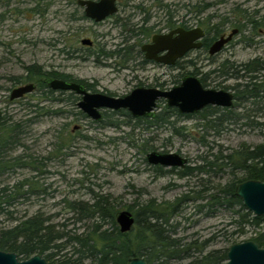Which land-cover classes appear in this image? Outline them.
Segmentation results:
<instances>
[{"label":"rangeland","instance_id":"rangeland-1","mask_svg":"<svg viewBox=\"0 0 264 264\" xmlns=\"http://www.w3.org/2000/svg\"><path fill=\"white\" fill-rule=\"evenodd\" d=\"M119 4V17H129L130 24L148 17L144 28L152 27L150 35L132 38L121 45L131 47L124 59L96 60L94 55L85 56L80 39L93 41L94 51L98 48L106 52L116 50L127 35L121 34L113 18L99 24L75 21L71 16L76 8L72 0H0V117L6 116L23 125L18 143L10 154L24 156L25 162V167L5 174L1 181L9 186L23 180L30 182L23 189L30 194L17 199L7 209L12 215H0V228L11 226L13 219L39 213L60 232H82L90 227L91 221L77 222L78 209H71V203L90 204L96 196H108L117 213H133L144 202L172 201L194 187L196 179L181 178L178 171L163 169L162 174H157L147 163L146 154L138 150L144 139L150 140L156 152L180 154L187 159L186 166L189 167L198 165L199 156L206 154L202 142L214 146L212 152L219 146L223 153L264 145V128L236 124L214 135L198 126L201 121L196 117L178 121L172 127L140 132L126 126L96 125L92 120L78 116V100L74 101V106L66 103L51 107L50 110L61 109V115H45L26 104L37 103V90L22 99L9 101L13 88L28 83L16 85L13 78L25 76L24 68L32 65L44 71L68 74L92 86L95 92L112 97H123L137 87L169 90L179 85L182 77L194 71V67L187 66L186 62L195 57L182 59L179 67L173 70L139 65L142 59L138 54L140 46L150 41L154 30L166 27L169 15L172 21L188 22L191 26L216 25L227 32L234 28L230 27L232 24L241 27L235 46L207 67L206 72L226 58L235 64L257 58L264 62V0H120ZM136 5H141L144 11L131 8ZM81 12L78 9L75 17ZM79 35L78 44L73 47L80 51V57L73 54L74 58L68 59L60 50H67ZM233 83L212 75L206 80V88L224 90ZM46 104L49 103H41L39 107H47ZM164 106V100L158 101L154 112ZM106 112L105 121L121 122L125 118ZM255 120L264 122V118ZM226 180L224 177L221 182ZM183 217L189 220L184 221ZM177 221L181 222L179 236L200 242L215 235L210 248L227 246L224 234L232 230L227 226L228 213L218 211L212 217H201L192 216V210L187 209ZM253 233L249 229L238 240H247Z\"/></svg>","mask_w":264,"mask_h":264},{"label":"trees","instance_id":"trees-1","mask_svg":"<svg viewBox=\"0 0 264 264\" xmlns=\"http://www.w3.org/2000/svg\"><path fill=\"white\" fill-rule=\"evenodd\" d=\"M131 8L144 11L141 5ZM77 14L78 9L75 8L71 15L75 21L85 19L83 14L75 17ZM168 17L171 19L170 15ZM110 18H113L114 25L121 29V34L127 35L123 36L124 43L116 46V50L111 52H106L102 48L94 51V46L92 49L85 48V52L87 51L85 56L94 55L96 60L114 57L124 59L131 47H120L121 45H125L132 38L150 35L152 27L144 28L149 21L148 17L141 18L139 23L130 24V18H120L117 11ZM169 18L166 20L167 25L170 24ZM208 27L211 33L215 34L218 31L216 25ZM80 36L74 38L75 43L68 46L67 50H60L68 59L74 58L73 54L78 51L73 46L78 44ZM194 60H188L186 64L194 67L190 75L196 77L199 73L195 69ZM179 65L180 63L177 67ZM213 74L217 78L225 77V80L234 81L228 88L234 91L235 102L232 108L208 106L194 115H181L176 109L164 106L159 112H155L152 118H132L124 110L118 113L111 112V116H124L121 122L105 121L107 113L104 112L103 124L112 127L126 126L131 127L132 131L137 129L143 132L153 128L172 127L178 121L198 117L201 121L198 126L206 132H213L214 135L236 124L264 128V122L255 120L264 118V62L258 58L241 64L224 62L217 70L210 71L206 76ZM24 75L22 78H13V83L16 85L33 83L39 97L36 104L30 102L26 104L45 115H61L63 113L61 109L50 110L51 107L66 103H72L74 106L76 100L72 97H55L54 92L45 84V79L84 83L68 74L44 71L35 65L25 67ZM199 80L206 88L205 78L200 77ZM89 87L92 89V86ZM44 102L49 103L46 104L47 107H39V104ZM78 116L85 118L80 111ZM22 128L21 123L12 122L6 116L0 117V215L5 213L11 216L12 212H8L7 209L17 199L30 194V191L23 190L29 185L28 180L16 182L11 186L1 181L5 174L25 167L22 160L24 156L10 154L14 145L18 143L17 137L22 133ZM174 131L179 133L178 130ZM149 142L150 140L144 139L138 150L145 154L155 151ZM202 146L205 147L206 154L199 156L198 165L186 166L182 170L171 169L172 172L178 171L177 175L181 178H195L194 187L172 201L157 203L149 200L138 205L132 213L135 220L129 232L120 233L115 222L117 210L111 199L108 196H96L90 204H70L71 209H78L77 222L91 221L90 227L86 230L60 232L39 213L21 219L10 217L14 221L13 224L0 228V250L16 254L19 261L27 260L34 255L43 256L48 264H127L131 258H143L147 264H226L228 248L233 244L252 241L263 248L264 216H254L247 211L236 196L235 188L248 180L264 182V145L242 148L230 153H223L219 146L216 152H212L214 146L206 142H202ZM152 169L157 174L164 171V168L158 166H152ZM224 177L227 180L222 183ZM187 209L192 210V216L201 217H212L218 211L228 213L227 226L232 230L224 234L227 246L220 249L210 248L216 239L215 235L200 242L179 236L181 222L177 221V218ZM182 219L189 220L187 217ZM249 229L254 231L253 235L247 240L239 241L238 239Z\"/></svg>","mask_w":264,"mask_h":264},{"label":"water","instance_id":"water-1","mask_svg":"<svg viewBox=\"0 0 264 264\" xmlns=\"http://www.w3.org/2000/svg\"><path fill=\"white\" fill-rule=\"evenodd\" d=\"M84 15L94 23H100L117 13L115 0H78ZM176 34V37H172ZM236 34L233 30L227 38H220L209 49V54L218 53L224 44ZM202 31L197 28L186 32L177 29L168 35H154L148 45L141 48L144 58L164 65H174L183 55L200 47L198 42ZM89 38L80 40L81 46H92ZM160 53H165L159 57ZM45 84L52 91L71 92L80 97L76 104L78 110L94 122L102 119L101 111H127L132 118H152L157 103L165 101L167 108L176 109L181 115H194L208 106L230 109L234 105L233 95L225 90L205 88L200 80L192 75L182 77L179 85L169 90L137 87L123 97H112L101 92H88L83 84L68 82L60 79L47 78ZM35 89L33 83H27L11 90L9 101H15L31 94ZM264 160V155H263ZM146 161L151 166L164 169H184L187 159L178 153H160L151 151L146 154ZM236 196L244 208L254 216H264V182L248 180L235 188ZM134 216L129 211L116 214L115 222L120 233L129 232L134 226ZM226 264H264V247L260 248L255 242L246 241L233 244L228 248ZM0 264H48L41 256L34 255L27 260L19 261L17 255L0 250ZM127 264H147L143 258H131Z\"/></svg>","mask_w":264,"mask_h":264},{"label":"flooded vegetation","instance_id":"flooded-vegetation-1","mask_svg":"<svg viewBox=\"0 0 264 264\" xmlns=\"http://www.w3.org/2000/svg\"><path fill=\"white\" fill-rule=\"evenodd\" d=\"M90 1H93V2H98L99 0H90ZM119 1L120 0H115V4H116V6H117V8H119ZM77 2H78V0H72V4H74V5H76V8L77 9H80L82 12H81V14H83L84 15V11H83V8L82 7H80L78 4H77ZM84 17H85V15H84ZM110 17H108L107 19H109ZM107 19H105V20H107ZM172 19L173 18H169V25H167V21L165 22V24H166V27L165 28H163L162 30H158V31H156V30H154V32H155V34H153L152 36H154V35H168V34H170L171 32H173L174 30H177V29H182L183 31H186V32H189V31H192L193 29H197V28H199L201 31H202V37H201V39L198 41L201 45H200V47L199 48H197V49H191V50H189V51H187L184 55H183V57L181 58V59H179L178 61H176L175 63H174V65H164V64H161V63H157V62H154V61H149V60H146L145 58H144V54L141 52V48H142V46H144V45H148V44H150V42H151V38H152V36H151V38H150V41L148 42V41H146V43L145 44H143V45H141L140 46V48H139V55L140 56H142V59H141V63H139V65H150V66H156V67H160V68H166V69H176L177 68V64L182 60V59H184V58H188V57H191V56H193V57H195V58H193V59H195L194 61L196 62V66H195V69H197V72L199 73V75L198 76H200L201 78L203 77V78H205V80H207V79H209V76H212V75H208V76H206L209 72H206V70L205 69H207V67H209L211 64H214L215 63V61L218 59V58H220L221 57V55L222 54H224L226 51H228L230 48H233L234 46H235V44H236V42H235V39H236V37L241 33V31H240V28L241 27H238V28H236V25H234V24H232L230 27H234V28H232L229 32H227V30L226 29H223V28H221L220 26H218V31L214 34V33H211L210 32V29H209V27L208 26H206V27H204V26H201V25H195V26H191V25H189L188 24V22H181V23H179V22H176V21H172ZM84 20H88V21H90V22H92V23H94L93 21H91V20H89V19H87L86 17H85V19ZM104 20V21H105ZM225 22H229L230 20H224ZM103 22V21H102ZM102 22H100V23H102ZM229 23H231V22H229ZM94 24H99V23H94ZM216 29V30H217ZM233 30H236V34L231 38V40L228 42V43H226V44H224L223 45V47H222V49L218 52V53H216V54H214V55H210L209 54V49H210V47L216 42V41H218L220 38H227L228 37V35L233 31ZM177 35L176 34H174L172 37H176ZM82 39V38H81ZM80 39V40H81ZM93 46H94V42H93V44H92V46H83V47H85V48H89V49H92L93 48ZM87 52V51H86ZM85 52V53H86ZM79 53H80V51H77L76 52V54L75 55H79ZM87 54V53H86ZM165 55V53H160L158 56L159 57H163ZM78 57H80V56H78ZM224 62H229V63H233V64H235L234 62H230L227 58L225 59V60H223V61H221L220 63H218V65L213 69V70H217L218 69V67L222 64V63H224ZM213 70H211V71H213ZM213 76H214V78H216V79H223V80H225L224 78L225 77H220V78H217V77H215V75L213 74ZM198 78V77H197ZM199 79V78H198ZM231 79H229L228 81H230ZM226 81V80H225ZM81 84V83H80ZM83 85L85 86V89H86V91H88V92H91V93H93V92H95L93 89H91V87H89L88 85H86V84H84L83 83ZM231 86V85H230ZM229 88V86H226V87H224V90L225 91H228V92H230L232 95H233V99H234V102H235V96H234V91L233 90H231V89H228ZM36 90V87H35V89H34V91ZM223 90V89H222ZM33 91V92H34ZM52 91V90H51ZM54 92V96L55 97H59V98H65V97H72L73 99H76V100H80V97L79 96H76L75 94H73V93H71V92H62V91H53ZM108 95V94H107ZM25 97V96H24ZM23 97V98H24ZM22 99V98H21ZM13 102V101H12ZM107 111V110H106ZM106 111H101V115H102V119H101V121H99V122H95V124L96 125H101V124H103V114H104V112H106ZM110 113L111 112H113V111H109ZM120 112V111H119ZM107 113V112H106ZM114 113V112H113ZM115 113H118V112H115ZM94 122V121H93Z\"/></svg>","mask_w":264,"mask_h":264}]
</instances>
